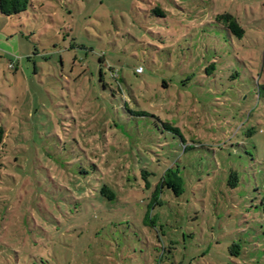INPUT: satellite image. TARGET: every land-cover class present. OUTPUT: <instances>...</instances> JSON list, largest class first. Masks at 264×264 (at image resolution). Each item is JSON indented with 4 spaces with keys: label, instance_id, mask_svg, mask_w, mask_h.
<instances>
[{
    "label": "rangeland",
    "instance_id": "obj_1",
    "mask_svg": "<svg viewBox=\"0 0 264 264\" xmlns=\"http://www.w3.org/2000/svg\"><path fill=\"white\" fill-rule=\"evenodd\" d=\"M0 129V264H264V0L0 14Z\"/></svg>",
    "mask_w": 264,
    "mask_h": 264
},
{
    "label": "trees",
    "instance_id": "obj_2",
    "mask_svg": "<svg viewBox=\"0 0 264 264\" xmlns=\"http://www.w3.org/2000/svg\"><path fill=\"white\" fill-rule=\"evenodd\" d=\"M31 3V0H0V14L6 17H10L13 15H18L27 10V7ZM156 13L163 16V13L159 10H156ZM216 21H222L225 23L227 29L231 31V33L240 37L243 34V30L239 26L238 22L235 18L229 14H222L216 16ZM4 133L3 130L0 129V149L3 146V138ZM143 176H149V173L143 172ZM151 185L146 180L145 188H150ZM167 188L171 189L175 196H180L182 193V183L180 178H178L175 174L167 171L159 180V182L154 186L155 193L160 192L161 189ZM101 194L107 197L108 200H112L115 198V192L112 191L109 187L103 186L101 189ZM262 208L264 212V202L262 203ZM234 247V246H233Z\"/></svg>",
    "mask_w": 264,
    "mask_h": 264
},
{
    "label": "built area",
    "instance_id": "obj_3",
    "mask_svg": "<svg viewBox=\"0 0 264 264\" xmlns=\"http://www.w3.org/2000/svg\"><path fill=\"white\" fill-rule=\"evenodd\" d=\"M138 71H140V69H138Z\"/></svg>",
    "mask_w": 264,
    "mask_h": 264
}]
</instances>
